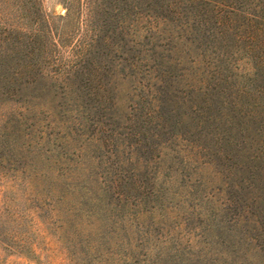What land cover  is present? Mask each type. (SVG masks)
Returning a JSON list of instances; mask_svg holds the SVG:
<instances>
[{
	"label": "rangeland",
	"instance_id": "obj_1",
	"mask_svg": "<svg viewBox=\"0 0 264 264\" xmlns=\"http://www.w3.org/2000/svg\"><path fill=\"white\" fill-rule=\"evenodd\" d=\"M233 3L264 15V0ZM117 5L119 0H0V47L14 56L1 58V69L19 72L17 79L0 78V264H264V155L261 178H251L252 167L237 172L244 134L234 127L219 133L227 106L217 104L221 99L187 98L182 83H172L166 102L151 107L150 115L132 108L133 86L116 75L123 56L142 59L133 51L132 26L143 36L158 35L153 15L168 12L157 5L138 22L127 18L120 25ZM46 21L52 36L44 35ZM224 45L216 41L214 47ZM237 59L234 72L250 75L252 64ZM163 69L165 79H181ZM37 72L73 81L67 93L76 98L68 103L80 126L74 120L55 126L38 114L25 97L30 90L20 85ZM257 84L264 86V72ZM184 98L190 102L176 105ZM259 109L264 111V95ZM192 111L202 112L204 123L184 121ZM221 111L225 117L219 118ZM175 134L201 147L198 154L211 167L183 171L171 157L158 164L156 147ZM124 143L134 153L126 167L116 154ZM138 164V172H129Z\"/></svg>",
	"mask_w": 264,
	"mask_h": 264
},
{
	"label": "trees",
	"instance_id": "obj_2",
	"mask_svg": "<svg viewBox=\"0 0 264 264\" xmlns=\"http://www.w3.org/2000/svg\"><path fill=\"white\" fill-rule=\"evenodd\" d=\"M233 1L119 0L121 5H117V10L120 11V14L115 17L122 19L119 21L120 25H124L127 18L138 22L140 17L149 15L148 8L154 7L153 10H155L157 5V9L168 13L165 16L163 14L153 15L154 19L158 18L157 28L154 29L156 33L159 32L158 35L143 36L137 28L132 26L131 37L135 46L133 51L142 59L141 61L139 58L137 60L126 59L123 56L124 64L121 63V69L119 73L116 72V75L119 74L120 77L122 76V80H128L133 86V100L137 99V102L134 101L132 108L142 111L148 109L146 111L148 115H150L151 107L157 109L160 102H166L165 93L172 88V83H182V93L187 98L192 94L195 95L194 101L198 98L213 102L216 99H221L217 101V104L220 102L221 107L226 105L228 115L225 124L222 120L219 123L221 128L219 133L224 134L230 127H234L237 128V132L240 131L244 134V141L238 150V154L243 157V160L237 172L246 173L247 168L251 169L252 167L251 178L256 176L261 178L262 172L259 166L264 155V137H262L264 127L261 128L264 111L259 109V101L264 95V86L257 83L264 72V57L262 58L264 56V15L258 14L257 11L250 13L246 3H233ZM149 2L150 4H148ZM255 7V10L260 8L258 5ZM210 22L211 25H209ZM44 35H54L48 22ZM143 39H147L145 48L137 50ZM216 41L228 42V47L224 45L215 48ZM3 42V40L0 41L1 44ZM229 43H233V45L231 46ZM165 53H167L166 56ZM80 56L81 54H79ZM237 57L252 64L250 75L234 72ZM1 58L5 62L11 61L14 58L12 50L0 47V60ZM157 58L159 59L156 63ZM3 65L4 62H0V78L11 79L14 77L17 79L19 72L16 69L9 70L8 73L2 72ZM163 66L179 72L177 77L178 80L181 79L174 82L167 80L168 78L165 79L166 71ZM128 70H130V74H126ZM72 83L73 81L68 79L48 78L44 73L37 72L33 79L26 80L20 85L21 88L30 90V94L25 97L29 99V102H34L38 114L45 120L53 119L51 123L55 126L68 125L70 120H74V124L80 126L82 121L77 122L79 119L76 120V118L79 116H75V109H69L68 101L71 103L72 99L76 98L67 93L68 86ZM137 92L140 96L134 95ZM226 92L228 94L225 96ZM185 102L189 103L190 101H186L184 98L176 105L181 103L185 106ZM193 111L191 114H184L183 120H189L197 127L202 124L201 116L203 115L202 112L193 114ZM77 113L82 115L81 111ZM222 117H225L224 111L220 113L219 118ZM115 119L119 122L121 117L116 115ZM52 124L49 126L54 127ZM193 129L191 127L188 130L193 133ZM119 136L123 135L119 134ZM175 141L176 144H174ZM126 148L125 143L120 144L116 151L118 164L123 167L134 163V153L125 150ZM198 149L200 152L203 150L193 141L183 139L181 135L175 134L170 140L156 147L155 159L160 164L162 160H168V157H171L172 162L178 158L183 171L184 169H194L195 172H198L204 168H210L211 163L203 160L205 156L201 157L198 154ZM170 167L171 165L168 168L169 171H171ZM138 168H140L139 164L136 169L132 168L129 172H138ZM117 180L119 182L120 178L117 177ZM117 185L118 183L115 181V186ZM255 189L259 191L260 187L256 186ZM150 197L148 200H151Z\"/></svg>",
	"mask_w": 264,
	"mask_h": 264
}]
</instances>
